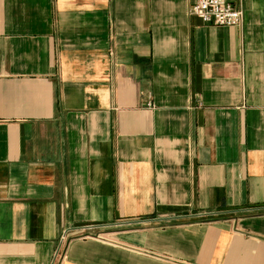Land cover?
Here are the masks:
<instances>
[{
	"label": "crops",
	"instance_id": "obj_1",
	"mask_svg": "<svg viewBox=\"0 0 264 264\" xmlns=\"http://www.w3.org/2000/svg\"><path fill=\"white\" fill-rule=\"evenodd\" d=\"M195 3L0 0V264H264V0Z\"/></svg>",
	"mask_w": 264,
	"mask_h": 264
},
{
	"label": "built area",
	"instance_id": "obj_2",
	"mask_svg": "<svg viewBox=\"0 0 264 264\" xmlns=\"http://www.w3.org/2000/svg\"><path fill=\"white\" fill-rule=\"evenodd\" d=\"M244 0H196L191 14L205 25L215 27H238L242 23ZM65 235L60 238V246L65 243ZM62 261L59 250L54 261Z\"/></svg>",
	"mask_w": 264,
	"mask_h": 264
}]
</instances>
